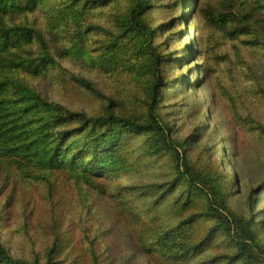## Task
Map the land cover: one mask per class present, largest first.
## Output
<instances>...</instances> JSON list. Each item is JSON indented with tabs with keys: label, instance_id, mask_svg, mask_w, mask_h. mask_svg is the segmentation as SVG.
<instances>
[{
	"label": "rangeland",
	"instance_id": "374dc122",
	"mask_svg": "<svg viewBox=\"0 0 264 264\" xmlns=\"http://www.w3.org/2000/svg\"><path fill=\"white\" fill-rule=\"evenodd\" d=\"M47 1V10L38 7L17 20L43 30L54 57L46 70L29 77L35 90L45 100L89 117L103 115L108 108L116 114H143L149 77L135 62L148 60L147 53L137 54L139 45L128 39L118 58L99 64L100 56L121 36L115 22L127 12L129 1L94 5L77 29L67 23L59 36L49 34V29L56 26L53 21L59 18L63 0ZM148 1L144 19L158 31L153 43L163 46L167 60L163 76L168 87L161 114L178 138L190 141L193 159L219 165L229 174L230 206L241 215H254L264 242V45H248L250 36L231 39L226 31L212 27L206 12L218 8L219 0H197V8L190 7L191 0ZM91 26L97 30H89ZM77 32L85 33L83 42ZM76 44L95 62L82 50L78 55L65 53ZM40 51V45L33 43L23 52L35 57ZM78 80L93 84L94 90ZM140 145L136 141L134 148L128 146L127 155L136 153L135 148L139 151ZM170 166L169 158L146 169L138 163L134 173L121 174L114 183L86 186L68 172L26 176L17 164L0 159V244L17 259L43 264L48 259L53 264H157L139 246L142 233L133 226L128 210L141 214L145 230L150 223L147 211L159 197L145 188L164 185ZM165 220L156 228L167 226L170 219ZM207 222L202 230L211 226ZM224 246L225 240L214 241L191 264H242L231 261L234 252Z\"/></svg>",
	"mask_w": 264,
	"mask_h": 264
},
{
	"label": "trees",
	"instance_id": "16d2710c",
	"mask_svg": "<svg viewBox=\"0 0 264 264\" xmlns=\"http://www.w3.org/2000/svg\"><path fill=\"white\" fill-rule=\"evenodd\" d=\"M114 1L63 0L59 18L53 21L56 26L48 28L49 34L59 36L61 27L67 23L77 29L80 18L94 5ZM128 1L127 12L118 15L115 22L121 36L118 34L100 56L99 64L105 66L118 58L128 47L124 40L137 42L136 53L145 51L148 55L145 62H135L149 77L147 109L138 115L116 114L108 108L103 115L89 117L45 100L30 83L29 77L34 78L46 70L54 57L44 31L27 21L17 20L33 14L38 7L47 10L50 3L47 0H0V159L17 164L26 176L39 178L37 173L41 172L45 175L68 172L77 183L95 186L96 181L111 183L121 174L134 173L138 163L146 169L159 164L160 159L169 158V180L162 186L145 188L146 193L159 196L147 211L150 223L145 230L141 214L132 208L128 210L133 226L142 233L138 243L144 255L157 264H191L194 257L198 258L214 241L222 239L226 241L224 247L234 252L231 261L260 264L264 242L254 215H241L230 206L231 177L219 165L210 166L193 159L188 152L190 141L178 138L174 127L162 116L161 102L168 87L163 76L167 63L161 52L163 46H154V35L158 31L144 19L149 1ZM189 3L191 8L199 7L197 0ZM183 6L184 1L180 8ZM206 17L212 27L226 31L231 39L250 36L246 44L264 45V0H219V7L207 11ZM95 29L97 27L89 28ZM84 34L78 33L81 42L85 40H82ZM33 43L41 48L35 57L23 52ZM80 50L83 56L95 62L93 56L77 44L65 53L78 55ZM78 81L94 90L93 84ZM136 141L141 142L140 150L135 148L136 153L128 156L126 149L134 148ZM31 168L35 172L29 173ZM166 218L170 219L168 225L156 228L158 223L166 222ZM204 221L211 225L207 230L201 229ZM158 229L162 230L158 232ZM51 253L53 256L55 252ZM0 264L43 263L17 259L0 244ZM46 264L53 262L48 259Z\"/></svg>",
	"mask_w": 264,
	"mask_h": 264
}]
</instances>
